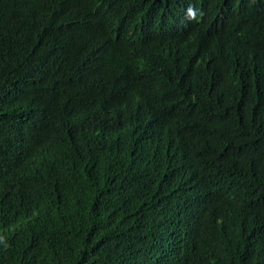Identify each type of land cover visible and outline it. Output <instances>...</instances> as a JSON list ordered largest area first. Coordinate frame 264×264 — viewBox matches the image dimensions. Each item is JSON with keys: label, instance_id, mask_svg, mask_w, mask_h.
Listing matches in <instances>:
<instances>
[{"label": "trees", "instance_id": "trees-1", "mask_svg": "<svg viewBox=\"0 0 264 264\" xmlns=\"http://www.w3.org/2000/svg\"><path fill=\"white\" fill-rule=\"evenodd\" d=\"M160 1L0 0V264H264V2Z\"/></svg>", "mask_w": 264, "mask_h": 264}, {"label": "clouds", "instance_id": "clouds-1", "mask_svg": "<svg viewBox=\"0 0 264 264\" xmlns=\"http://www.w3.org/2000/svg\"><path fill=\"white\" fill-rule=\"evenodd\" d=\"M150 4L154 10V16L160 17L165 12L166 5L160 0H149ZM248 2H254L257 0H247ZM264 2V0H262ZM201 11V8H200ZM202 13V12H201ZM189 15L194 16L195 14L189 9ZM183 23V16L180 13L178 17V26ZM142 43H148L141 41ZM264 112V110H263ZM57 150L54 148L52 152L48 153L45 151L44 159L37 166L39 171L44 170V174L40 176V182L47 180L48 166L53 165L55 161L50 159L52 153L57 154ZM82 188H75L73 190L74 197L76 193H80ZM54 204V201L50 199L49 195L46 194L35 200H30L28 198H20L15 201L11 212L9 213L7 219L0 223V249L8 248L11 243L18 238L19 228L32 218V216L39 215L41 212L49 210Z\"/></svg>", "mask_w": 264, "mask_h": 264}]
</instances>
